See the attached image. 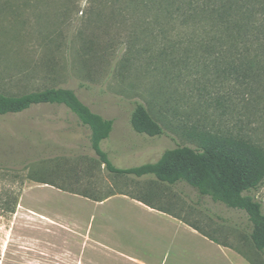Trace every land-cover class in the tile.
Segmentation results:
<instances>
[{
  "label": "rangeland",
  "instance_id": "rangeland-1",
  "mask_svg": "<svg viewBox=\"0 0 264 264\" xmlns=\"http://www.w3.org/2000/svg\"><path fill=\"white\" fill-rule=\"evenodd\" d=\"M179 3L0 0V91L73 89L114 120L101 145L118 167L155 162L180 144L196 146L195 133L203 131L264 146V51L236 52L213 19L172 15ZM136 101L161 123L162 135L132 128ZM121 193L199 226L243 264L252 263L242 254L264 264L245 240L244 211L183 182L107 171L90 146L89 128L65 106L0 114V264L221 261L204 256L214 245L141 217L130 201L93 200ZM252 194L264 208V184Z\"/></svg>",
  "mask_w": 264,
  "mask_h": 264
},
{
  "label": "trees",
  "instance_id": "trees-1",
  "mask_svg": "<svg viewBox=\"0 0 264 264\" xmlns=\"http://www.w3.org/2000/svg\"><path fill=\"white\" fill-rule=\"evenodd\" d=\"M175 10L185 19H213L228 34L231 48L236 52L254 48L264 51V0H180L172 15ZM247 65L251 66L250 63ZM44 104L65 106L89 128L90 146L107 171L135 177L152 176L170 185L183 182L195 188L200 196H208L214 202L244 211L249 221L245 240L256 253L264 255V208L252 194L264 184V146L243 138L203 131L195 133L196 146L180 144L166 149L155 162L118 167L101 145L110 136L114 120L93 111L73 89L49 86L21 94L0 91L2 115L20 113ZM130 123L141 134L158 136L164 133V127L140 101L135 102ZM133 198L155 207L145 199ZM188 223L211 240L230 246L208 235L199 226ZM242 255L256 264L248 255Z\"/></svg>",
  "mask_w": 264,
  "mask_h": 264
},
{
  "label": "crops",
  "instance_id": "crops-1",
  "mask_svg": "<svg viewBox=\"0 0 264 264\" xmlns=\"http://www.w3.org/2000/svg\"><path fill=\"white\" fill-rule=\"evenodd\" d=\"M114 198H121L127 201H130L133 206H135L141 217H151L153 220H159L162 222L164 226L167 228L173 229L175 232H180V231H187L191 233L192 235H195L197 237H201L203 239V243H206L208 245H214L213 250L205 251L204 256L207 259L212 258L215 254L217 256L221 257V261L217 259H212L210 260L211 264H243L241 260V256L238 253L235 252H230L227 248V246L219 244L207 236L203 235L201 232H199L197 229L192 227L187 221H185L183 218L178 217L177 215H174L170 212H166L163 210H160L158 208L152 207L150 205L145 204L144 202L135 199L127 194H113L108 197L104 198H97L93 199L94 202L99 203V204H106L107 202L111 201ZM90 200V199H89ZM142 221H145L143 218H141ZM144 225L146 226H151L153 223L149 221H145ZM175 236V235H174ZM172 236V238H174ZM173 242V240H171ZM172 247V246H171ZM241 254V253H240ZM136 261V260H135ZM138 261V260H137ZM141 264H145L144 262L138 261Z\"/></svg>",
  "mask_w": 264,
  "mask_h": 264
}]
</instances>
